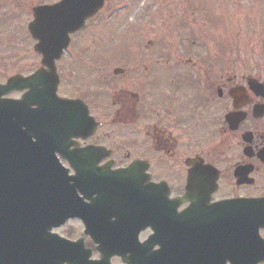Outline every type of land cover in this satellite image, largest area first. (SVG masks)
I'll return each instance as SVG.
<instances>
[{"label": "flooded vegetation", "instance_id": "af4514ba", "mask_svg": "<svg viewBox=\"0 0 264 264\" xmlns=\"http://www.w3.org/2000/svg\"><path fill=\"white\" fill-rule=\"evenodd\" d=\"M81 1L0 0V264H148L174 239L235 255L264 202V28L163 43L173 0ZM116 20L125 43L87 39Z\"/></svg>", "mask_w": 264, "mask_h": 264}, {"label": "rangeland", "instance_id": "374dc122", "mask_svg": "<svg viewBox=\"0 0 264 264\" xmlns=\"http://www.w3.org/2000/svg\"><path fill=\"white\" fill-rule=\"evenodd\" d=\"M152 1V0H148ZM173 0L171 3L159 4L162 12V35L155 37L160 39L163 43H203L205 36L219 35L224 33L236 36V24L241 22L242 25V43L243 45L250 43L252 38H255V31H257L258 42L261 41L264 28V0ZM195 1V2H194ZM208 8L214 14L212 22H219V25H207L209 20L205 19V12ZM167 14H172L168 20ZM172 21V22H171ZM108 28L102 29L100 34L89 36L87 39L98 44H123L126 42V37L122 35L123 26L127 20L112 21ZM134 22V20L130 21ZM163 23L171 24L174 30H170ZM206 23V24H205ZM213 25V26H212ZM167 27V28H166ZM168 30V32L166 31ZM210 30V31H209ZM95 37V38H94ZM155 39L154 36H147L146 40ZM96 39V40H94ZM207 39V38H206ZM209 42V39H207ZM147 42V41H146Z\"/></svg>", "mask_w": 264, "mask_h": 264}, {"label": "water", "instance_id": "95a60500", "mask_svg": "<svg viewBox=\"0 0 264 264\" xmlns=\"http://www.w3.org/2000/svg\"><path fill=\"white\" fill-rule=\"evenodd\" d=\"M66 3H70L71 0H66ZM70 1V2H69ZM85 0L81 1L84 2ZM101 3L98 5V9H96L93 13L97 12L100 7ZM88 12V11H87ZM91 12V11H89ZM91 14V13H89ZM83 16H80V18H66L65 20V30L66 35L68 36V33L74 30H77L78 28H81L85 24V17L88 15V13L84 12L82 14ZM36 27L39 29H44L45 24L44 20L40 19L36 24ZM44 34H38V36L42 43L43 39L45 38ZM68 38V37H67ZM41 43V44H42ZM42 48V47H41ZM43 49V48H42ZM43 51V50H42ZM38 74L39 77H42L43 74L41 71ZM44 77V76H43ZM43 80H41L42 82ZM70 106V102L67 101V107ZM83 118V124H85V120L87 118L86 114L82 115ZM37 136V134H36ZM39 138V136H37ZM43 138V137H42ZM35 148L39 149V144H35ZM75 166V164H74ZM232 203V202H231ZM234 203V202H233ZM223 206H227V213L229 211L230 203L223 204ZM258 206L257 210V220L254 218L253 226L248 225L244 223L243 225V238L238 240V247H237V253L235 255H230L228 249H233L228 243L222 244L220 248V252L215 251L211 248H209L205 243V247L207 250L214 254H207L204 250L197 251L193 249V244L196 242H193L191 240L183 241L181 243H178L176 239L171 240L170 243L162 245V248L158 251L152 252V247L157 242L155 240L149 241L147 243V253H148V264H227L228 261L231 262V264H260L264 262V239H262L259 235L260 228L264 227V202L262 201H253L251 202H244L243 203V212L245 215V212L250 216L252 213H254V208ZM68 210V209H67ZM254 215V214H253ZM75 216V215H73ZM245 220V219H244ZM250 220V219H249ZM247 221V220H245ZM226 228H227V239L229 238V226L228 222L226 220L225 222ZM21 230V228H18ZM88 229H90V226H88ZM13 230H16L15 228ZM250 232V235H253V239L248 242H246L245 232ZM252 232V233H251ZM236 239V238H232ZM101 242V241H100ZM104 242L105 245H107L106 241Z\"/></svg>", "mask_w": 264, "mask_h": 264}]
</instances>
